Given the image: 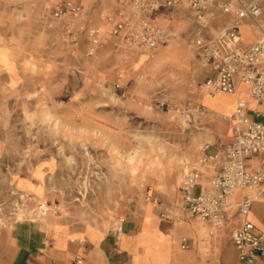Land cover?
I'll use <instances>...</instances> for the list:
<instances>
[{"label":"rangeland","instance_id":"rangeland-1","mask_svg":"<svg viewBox=\"0 0 264 264\" xmlns=\"http://www.w3.org/2000/svg\"><path fill=\"white\" fill-rule=\"evenodd\" d=\"M1 1L0 223L45 214L108 230L131 210L150 211V196L159 218L184 225V169L200 168L203 145L223 149L234 139L236 102L223 118L219 101L247 96L245 86L216 97L201 87L199 48L226 26L218 5L232 0H216L202 17L189 0L161 6L156 24L167 37L154 50L113 32L124 18L118 0H78V23L54 18L52 0ZM91 26L101 27L93 55ZM254 211L264 220V206ZM191 219L209 238L208 225Z\"/></svg>","mask_w":264,"mask_h":264},{"label":"built area","instance_id":"built-area-1","mask_svg":"<svg viewBox=\"0 0 264 264\" xmlns=\"http://www.w3.org/2000/svg\"><path fill=\"white\" fill-rule=\"evenodd\" d=\"M52 1L54 18L72 17L79 22L83 6L78 0ZM118 1L125 9L119 13L124 18L115 23L113 32L124 34L134 46L154 50L167 37L166 29L156 24L155 12L161 6H175L182 0ZM189 2L202 17L216 0ZM130 6L132 10L128 11ZM218 6L220 11L231 15L228 25L199 48L198 56L207 72L202 90L208 95L233 93L243 84L249 96L257 101V107L251 109L247 99H238L233 113L234 139L223 150L203 145L197 159L200 168L184 169L179 191L190 214L208 225L210 235L224 228L235 210L240 225L232 232L233 243L240 260L255 264L257 258L264 260V229L250 218L254 204L264 200V0L239 1L235 8L226 2ZM108 20L112 22L115 18L109 16ZM244 23L257 30L250 45L243 44ZM71 38L77 40L73 34ZM88 40V52L93 55L100 44L99 27L88 29ZM165 104L166 101H161L162 106ZM205 171L211 174L206 176ZM125 220L120 219L118 232ZM181 247H190L188 237L182 238ZM67 264H83V259L75 257Z\"/></svg>","mask_w":264,"mask_h":264},{"label":"crops","instance_id":"crops-1","mask_svg":"<svg viewBox=\"0 0 264 264\" xmlns=\"http://www.w3.org/2000/svg\"><path fill=\"white\" fill-rule=\"evenodd\" d=\"M239 1L235 4L233 0L225 2L235 8ZM2 7L0 0V14ZM220 15L225 18L231 14L221 11ZM225 22L227 26L229 19ZM250 28H253V34L248 42L242 31L244 45H250L256 39L257 30ZM204 72L206 76L205 69ZM243 86L245 85L239 84L237 88L240 90ZM246 91L248 90L243 92ZM242 97L243 95L233 96L229 100L237 103ZM249 102L257 104L252 98ZM207 179L205 177V182ZM178 194L181 199L179 187ZM181 202L187 209L182 199ZM258 205L264 206V200L254 204V217L250 218L259 228L264 229V220L254 211ZM155 206L160 204L155 203L150 211L147 206L131 210L125 215L121 232L114 226L105 230L94 223L71 226L67 225L64 218L45 214L43 217H27L0 223V264H67L75 257L82 258L83 264H249L240 260L232 240L233 230L240 225V217L235 210L226 226L219 230L220 234L209 235L207 238L200 235L191 219L196 217L188 209L191 217L184 216V225H177L176 222L159 218ZM51 216L52 219H49ZM183 237L189 238L188 249L181 247ZM255 264H264V260L257 258Z\"/></svg>","mask_w":264,"mask_h":264},{"label":"bare ground","instance_id":"bare-ground-1","mask_svg":"<svg viewBox=\"0 0 264 264\" xmlns=\"http://www.w3.org/2000/svg\"><path fill=\"white\" fill-rule=\"evenodd\" d=\"M239 1V0H238ZM117 10H118V14L119 13H121V12H124L125 11V9L124 8H117ZM184 11V10H183ZM108 27H109V24H111V23H105ZM250 27H252L251 25H249L248 23H244L243 25H242V30L244 31V29L246 28V34L244 35L245 37H247V38H251V36H252V30L251 29H253V28H250ZM100 29H101V27H100ZM239 91V88H236V90L233 92V93H226V92H219V93H216L215 95H218V94H222V93H226V94H234V93H237ZM246 93H247V96L246 97H242V98H245V99H247L248 101H250V96H249V93H248V91H246ZM205 95L206 96H208V97H213V96H215V95H208V94H206L205 93ZM235 96V95H234ZM216 97V96H215ZM229 98L230 97H225V98H222L221 100H222V102L221 101H219V106L221 107V109H223V112L222 113H220L218 110H214V109H212V108H208L207 110L208 111H210L211 112V115L212 116H214V115H219V113L221 114V116L224 118V117H227V114L225 113V111H227L228 109H229V105H231V100H229ZM218 101V100H217ZM250 103V102H249ZM253 105L250 103V107H252ZM255 107H257V105L256 106H254V108ZM216 108V107H215ZM219 109V108H218ZM220 110V109H219ZM234 113V112H233ZM232 118H233V115H232ZM233 125H234V119H233ZM148 200H152V202H154V203H157L158 204V201H159V199L158 198H154V199H148ZM252 213H251V217H252ZM254 217V216H253Z\"/></svg>","mask_w":264,"mask_h":264}]
</instances>
